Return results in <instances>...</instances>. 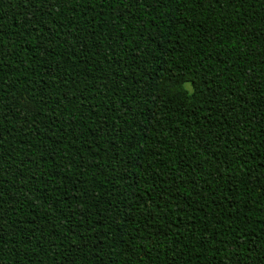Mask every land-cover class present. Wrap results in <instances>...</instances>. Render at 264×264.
Segmentation results:
<instances>
[{
    "label": "trees",
    "instance_id": "1",
    "mask_svg": "<svg viewBox=\"0 0 264 264\" xmlns=\"http://www.w3.org/2000/svg\"><path fill=\"white\" fill-rule=\"evenodd\" d=\"M0 264H264V0H0Z\"/></svg>",
    "mask_w": 264,
    "mask_h": 264
}]
</instances>
